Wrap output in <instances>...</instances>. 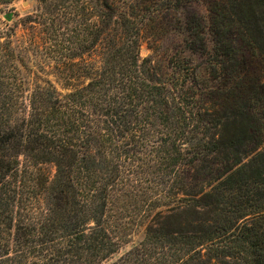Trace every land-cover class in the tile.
Segmentation results:
<instances>
[{"label":"trees","instance_id":"trees-1","mask_svg":"<svg viewBox=\"0 0 264 264\" xmlns=\"http://www.w3.org/2000/svg\"><path fill=\"white\" fill-rule=\"evenodd\" d=\"M35 1L28 19L44 38L32 54L0 26V264H101L125 213L144 236L109 264H264L263 108L206 109L179 74L159 82L132 4ZM206 3L208 73L229 63L243 81L241 48L264 61V0ZM39 54L85 82L59 91L26 65Z\"/></svg>","mask_w":264,"mask_h":264},{"label":"rangeland","instance_id":"rangeland-1","mask_svg":"<svg viewBox=\"0 0 264 264\" xmlns=\"http://www.w3.org/2000/svg\"><path fill=\"white\" fill-rule=\"evenodd\" d=\"M119 1L134 5L140 23V57L149 60L159 82L170 89L171 83L176 80L174 73H177L180 80L186 81L187 87L194 88L200 100L199 105L206 109L218 108L220 112H227L229 110L226 109L231 108L235 102L244 100L249 106L263 108L261 111L263 114L264 61L254 49L239 50L243 57L240 67L243 81H232V78L238 76L236 73L238 67L237 69L230 67L229 63L220 67L219 78L216 81L208 73L207 56L213 43L211 35L208 34L210 13L207 0ZM36 8L35 0H16L10 5H0V26L11 29L14 34L12 43L15 49L26 46L30 54L33 52L30 45L37 43L41 46L44 38L40 32V26L28 19L33 17ZM10 11L15 15L12 21L7 23L3 19V13ZM44 58L39 54L24 60L27 66H31L30 60L34 61L33 70H36V76L49 79L59 91L65 92L69 84L76 86L85 82L81 80L70 83L61 79L55 74L53 63ZM84 59L96 66L100 63L97 53L86 55ZM39 62L43 66L46 63L49 65L48 67L45 65V71L42 73L38 67ZM234 69L237 71L235 72ZM24 73L30 74L27 69ZM31 76L34 77V75ZM229 77L232 78L229 79ZM228 80H231V83L228 84ZM234 84L236 88H240L238 91L228 88ZM46 170L49 177L55 173V168L52 166H46ZM121 224L127 227L118 233L120 247L110 259L101 264H109L143 238L145 222L141 219L125 213L121 218Z\"/></svg>","mask_w":264,"mask_h":264}]
</instances>
